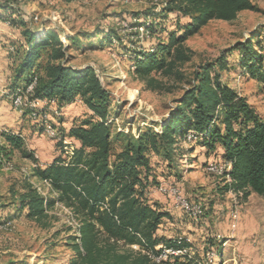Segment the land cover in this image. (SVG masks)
<instances>
[{"label":"rangeland","instance_id":"rangeland-1","mask_svg":"<svg viewBox=\"0 0 264 264\" xmlns=\"http://www.w3.org/2000/svg\"><path fill=\"white\" fill-rule=\"evenodd\" d=\"M2 1L13 7L16 5L26 25L44 30L55 28L66 45L70 64L91 65L96 69L112 96L111 157L123 140L115 136L116 130L137 134L144 125L160 129V123L174 108L176 98L189 86L192 71L200 63L213 61L223 49L251 37L252 44L264 54V0H251L256 9H242L232 20L211 18L188 35L183 43L191 50V57L177 64L182 77L165 76L153 69L150 72L153 85L148 83L147 77L135 72L132 54L156 48L159 42L167 41L169 32L179 33L182 30L179 25L189 20V16L178 9H168L165 0ZM9 13L0 8V32L4 37L0 39V46L8 55L11 72L1 88L8 90L11 85L19 84L22 86L15 89L23 90L21 104L14 103L11 92L15 89L9 90L10 99L0 96V101H4L0 103V130H9L10 125L6 124L14 122V128L21 130L23 144L20 147L6 145L0 138V144L9 150L7 157L0 152V264H12V261L15 264H67L73 251L65 243L66 237L76 227L71 210L55 202L47 209V224H42L27 217L25 207L18 210L15 196L26 179L33 182L45 199L53 196L49 192V180H37L31 175V169L62 155V139L55 137L56 129L61 138L65 137L63 151L66 156L77 147L79 140L69 136L67 130L88 117L91 110L79 96L61 108L52 101L54 99L37 97L33 95L34 90L24 89L28 83L23 85L24 79L14 74L16 52L24 47V36L17 22L19 17L11 15L15 24L5 19ZM143 21L152 22V28L144 26ZM110 29L113 30L110 41L102 40V31ZM236 55L237 51L232 50L230 67L220 71V77L264 116V83L250 77L235 62ZM43 59L42 56L40 61ZM215 70L217 66L212 68L211 74ZM9 108L20 114H15L17 117L9 114ZM46 122L52 123L53 132L45 128ZM190 138L188 131L177 138L171 158L161 152L147 151L150 170L145 178L144 196L166 212L157 225L156 234L166 238L183 237L190 244L186 254L179 255L180 260L192 258L201 264H264V197L253 191L242 197L241 192L226 188L230 177L224 170L230 165L219 156V144L208 152L204 145ZM30 151L35 152L38 161L28 155ZM160 182L168 187L176 185L192 209L184 210L177 205L175 195L168 190L156 189ZM169 252L162 251L156 256L159 264H164V258L169 260L167 264H182L173 263Z\"/></svg>","mask_w":264,"mask_h":264},{"label":"trees","instance_id":"trees-1","mask_svg":"<svg viewBox=\"0 0 264 264\" xmlns=\"http://www.w3.org/2000/svg\"><path fill=\"white\" fill-rule=\"evenodd\" d=\"M165 3L168 9H178L189 16V20L179 25L182 29L179 33L169 32L167 41L159 42L156 48L132 54L135 72L147 77L152 85L153 69L165 76L182 77L177 64L191 57V50L183 40L209 19L232 20L242 9H256L251 0H165ZM0 8L10 12L5 18L8 22L15 24V18L11 17L15 14L22 26L25 44L16 52L14 74L24 79L23 85L32 82V88L27 91L34 90V96L54 99L58 107L79 96L91 110L88 117L67 130L69 136L79 140L72 153L64 157L62 152L46 165L31 169V175L37 180H49V192L53 196L45 199L28 179L15 196L18 210L25 207V215L42 224H47V209L55 202L71 210L76 227L66 237L65 243L73 251L67 264H159L156 255L166 248H188L190 244L183 237L166 238L156 234L166 212L144 196L145 178L150 170L147 151L161 152L171 158L175 141L187 131L208 152L219 144V156L230 165L224 170L230 177L226 188L241 192L242 197L250 191L264 197V116L220 77V71L230 67L229 54L236 50L235 62L250 77L264 83V54L252 44L253 37L223 49L213 61L200 63L159 130L148 125L140 127L137 134L116 130L115 136L123 140L111 157L112 96L96 69L91 65L70 64L66 45L55 28L44 30L26 25L16 5L13 7L1 0ZM142 24L152 28V22ZM111 31H102V40L110 41ZM42 56L44 59L40 61ZM215 66L218 70L211 74ZM17 86L22 85L13 84L10 88ZM57 136L62 139L63 151L65 137L61 138L56 129ZM0 138L6 145L23 144L20 133L10 129L0 130ZM5 147L0 144V152L7 157L9 150ZM28 155L38 161L35 152L30 151ZM183 254L168 253L173 263L201 264L192 258L180 260L178 257ZM162 261L169 262L167 258Z\"/></svg>","mask_w":264,"mask_h":264},{"label":"crops","instance_id":"crops-1","mask_svg":"<svg viewBox=\"0 0 264 264\" xmlns=\"http://www.w3.org/2000/svg\"><path fill=\"white\" fill-rule=\"evenodd\" d=\"M4 37H3V35L1 34V32H0V39H3ZM2 50V51H1ZM9 62H10V60H9V58H8V55L6 54V52H4L3 51V49H2V47L0 46V96H2L3 98L4 97H7V98H9L10 99V97H9V90H11V88H8V90H6V89H2L1 88V86L2 85H4V83L6 84L7 83V81H8V79L10 78V76H11V72L9 71ZM9 75V76H8ZM4 101H2V99H1V101H0V103L2 104ZM67 104V103H66ZM63 106H61V108H62ZM10 109V108H9ZM9 114H11V115H13V116H15V117H17V115L18 114H20V113H18V112H16L15 110H13L12 111V109H10V113ZM15 114H17V115H15ZM15 117H13L12 119L15 121ZM19 121V120H18ZM1 123V122H0ZM6 125H10V126H8L10 129H12V131H14V132H18V133H20V135L22 136V134H21V130H19L18 128V130L17 129H15L14 128V122H13V125L12 124H10V123H8V124H6ZM12 125V126H11ZM1 127V126H0ZM5 127V126H4ZM17 127V126H16ZM23 137V136H22ZM39 166L41 167V166H43V165H40L39 164Z\"/></svg>","mask_w":264,"mask_h":264},{"label":"built area","instance_id":"built-area-1","mask_svg":"<svg viewBox=\"0 0 264 264\" xmlns=\"http://www.w3.org/2000/svg\"><path fill=\"white\" fill-rule=\"evenodd\" d=\"M32 99V98H31ZM34 101H36V99H33ZM53 102L55 100H52ZM16 105V104H15ZM49 134L51 135V133L49 132ZM70 139V138H68ZM63 152V156L64 157H67L65 155V151H62ZM156 189L160 190V191H167L170 192L171 194H174L175 195V201L177 203V205H179L180 207H182L184 210H189V209H192V206H191V203L184 197L182 196L180 193H179V188L176 186V185H172V186H169L165 183H159L157 186H156ZM157 256V255H156Z\"/></svg>","mask_w":264,"mask_h":264},{"label":"bare ground","instance_id":"bare-ground-1","mask_svg":"<svg viewBox=\"0 0 264 264\" xmlns=\"http://www.w3.org/2000/svg\"><path fill=\"white\" fill-rule=\"evenodd\" d=\"M32 88V82L30 83V84H28L27 85V87H26V91L27 90H30ZM21 90H23V89H15L14 91H12L11 93L13 94V99H14V103H16V104H21ZM12 100V99H11ZM17 107V106H16ZM19 107H20V105H19ZM21 111V110H20ZM32 112H34V111H32ZM34 115V114H33ZM32 117V116H31ZM44 121H45V119H43ZM44 124V123H43ZM45 128L46 129H49V130H51V132H53V130H54V127H52L53 125H52V123L51 122H46L45 124ZM49 133V132H48ZM66 148V147H65ZM70 150V149H69ZM67 153H72V149L69 151V152H67ZM1 154V153H0ZM2 156V155H1ZM218 170V169H217ZM42 181V180H41ZM47 186V185H46ZM40 188V187H39ZM166 250H170V252L171 253H174V254H182V253H185L186 254V248L185 247H179V248H166L165 249V251ZM164 251V252H165Z\"/></svg>","mask_w":264,"mask_h":264}]
</instances>
